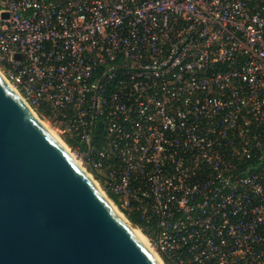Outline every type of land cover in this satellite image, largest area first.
<instances>
[{
	"label": "built area",
	"instance_id": "obj_1",
	"mask_svg": "<svg viewBox=\"0 0 264 264\" xmlns=\"http://www.w3.org/2000/svg\"><path fill=\"white\" fill-rule=\"evenodd\" d=\"M0 72L161 264H264V0H0Z\"/></svg>",
	"mask_w": 264,
	"mask_h": 264
},
{
	"label": "water",
	"instance_id": "obj_2",
	"mask_svg": "<svg viewBox=\"0 0 264 264\" xmlns=\"http://www.w3.org/2000/svg\"><path fill=\"white\" fill-rule=\"evenodd\" d=\"M0 264H158L1 75Z\"/></svg>",
	"mask_w": 264,
	"mask_h": 264
},
{
	"label": "bare ground",
	"instance_id": "obj_3",
	"mask_svg": "<svg viewBox=\"0 0 264 264\" xmlns=\"http://www.w3.org/2000/svg\"><path fill=\"white\" fill-rule=\"evenodd\" d=\"M0 75L3 77V75L0 72ZM4 79V78H3ZM5 80V79H4ZM6 81V80H5ZM12 88V90L14 92H16V90L14 89L13 86H10ZM17 93V92H16ZM34 114V113H33ZM35 115V114H34ZM35 117L38 119V121L40 122V124L43 126V128L66 150V152L70 155V157L72 158V160L75 162V164L82 170V168L80 167L79 162L73 157V155L71 154L69 148L67 147V145L65 144V142H61L56 133L55 130L53 131L49 125L47 124V122L43 121L42 119H40L37 115H35ZM83 171V170H82ZM86 176L94 183V185L97 187V184L89 177V175L86 174ZM98 188V187H97ZM102 195H104L102 193ZM112 209L114 210V212L128 225V227L134 232V234L138 237V239L142 242V244L145 246V248L147 249V251L153 256V258L158 262V264H161L160 262V258L159 256L149 247L147 239L145 237V235L135 226L131 225V223H129V221L121 214L119 213L116 208L114 206H112Z\"/></svg>",
	"mask_w": 264,
	"mask_h": 264
},
{
	"label": "rangeland",
	"instance_id": "obj_4",
	"mask_svg": "<svg viewBox=\"0 0 264 264\" xmlns=\"http://www.w3.org/2000/svg\"><path fill=\"white\" fill-rule=\"evenodd\" d=\"M39 117V116H38ZM41 117V118H40ZM39 118L40 119H42L43 121H45V122H47V124L49 125V127L54 131L55 130V133H56V135H57V137H58V139L61 141V142H63V140L59 137V135L57 134V130L52 126V124L48 121V119H47V117L44 115V114H42V116H40Z\"/></svg>",
	"mask_w": 264,
	"mask_h": 264
},
{
	"label": "trees",
	"instance_id": "obj_5",
	"mask_svg": "<svg viewBox=\"0 0 264 264\" xmlns=\"http://www.w3.org/2000/svg\"><path fill=\"white\" fill-rule=\"evenodd\" d=\"M128 219H129L132 223L137 224L136 219H135L132 215H129Z\"/></svg>",
	"mask_w": 264,
	"mask_h": 264
}]
</instances>
